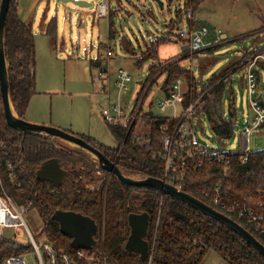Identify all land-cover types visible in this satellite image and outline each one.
<instances>
[{"label":"trees","instance_id":"trees-1","mask_svg":"<svg viewBox=\"0 0 264 264\" xmlns=\"http://www.w3.org/2000/svg\"><path fill=\"white\" fill-rule=\"evenodd\" d=\"M204 1L185 0L183 11H198ZM183 11L178 12V17ZM189 25L191 29L196 27L191 21ZM45 34L56 41V18L47 24ZM168 41L166 36L158 38L157 43L151 44L136 58L135 63L142 66L147 61L157 60L159 47ZM6 57L11 100L16 114L25 119L30 101L36 94V45L32 26L20 16L18 0L11 1L8 12ZM180 60L166 66H151L132 112V115L137 112L135 120L124 118L114 124L106 123L117 147L104 145L89 136H78L103 152L126 174L163 179L174 184L231 217L264 244V231L239 216L243 209H250L264 217V150L250 155L246 163L241 162L240 156H229L228 161L215 158L211 162L204 157L201 167L195 157H189L187 151L180 152L185 158V165L181 166L183 160L177 159L176 162L180 164V172L185 170L184 179L178 181L171 176L166 177L162 128L168 127L173 134L185 120L155 115L152 106L147 111L143 110V106L148 91L163 75L166 78L162 89L166 96L173 91L177 80H186L187 91L180 99L183 110L195 103L199 97L197 79L191 70L180 64ZM238 63L223 69L208 81L204 87L208 92L204 108L198 113L194 111L191 120L193 123L204 114L219 140L233 137L235 104H232L226 116L223 99L227 91L225 76L238 70ZM0 133L1 174L6 191L18 205L32 203L42 220V232L58 252H76L71 246L72 238L63 234L59 224L52 220L54 213L61 210L80 213L96 222L99 228L97 251L106 257V264H202L210 250L216 251L227 264H264V259L237 234L169 195L147 187L125 186L115 176L101 170L91 156L61 141L23 135L10 128L3 113L1 94ZM51 159H58L62 168L69 172L68 179L57 188L37 178L38 170ZM8 162L12 171L7 167ZM11 172L15 174L14 179L10 177ZM97 173L99 175L96 176ZM84 179L93 184V188L87 186ZM216 188H220L221 203L227 205L226 209L214 203ZM230 206H234L235 210H230ZM143 212L150 216L147 240L151 263L125 249L130 235L129 215ZM28 250L30 245L22 246L0 238V260L19 256Z\"/></svg>","mask_w":264,"mask_h":264},{"label":"rangeland","instance_id":"rangeland-1","mask_svg":"<svg viewBox=\"0 0 264 264\" xmlns=\"http://www.w3.org/2000/svg\"><path fill=\"white\" fill-rule=\"evenodd\" d=\"M85 1L92 3V6L80 8L60 0H18L20 16L32 26L36 45V94L30 101L25 120L40 122L36 124L46 123L117 147L102 117L108 95L115 103L119 96L128 116L136 106L142 90L141 82L147 79L151 66H166L181 59L180 64L191 70L198 82L199 97L190 106L194 118L195 113L204 108L208 95L204 87L208 81L223 69L239 62L238 70L225 76L227 91L223 99L226 116L232 104H235L233 137L219 140L204 114L193 120V125L202 145L210 152L231 153L244 149L243 131L253 126L255 112L251 106L243 62L248 59L250 50L264 48V0H205L198 11H192L196 19L193 29L187 13L183 11L185 0H161L162 9L152 0ZM102 2L110 7L108 17L102 18L98 14V4ZM181 10L182 15L178 17ZM53 18L58 21L56 41L45 34L46 26ZM204 28L208 30L204 43L213 47L204 48L195 55L185 54L183 47L187 42L182 40V33L193 35ZM215 28L228 37L219 46H214L217 37ZM152 36H166L169 41L159 47L157 60L138 66L136 58L151 46L149 38ZM120 69L127 71L132 80L128 90L119 95L116 73ZM259 69L260 90L256 98L264 103V69ZM101 74H105L107 79H102ZM165 78V75L161 76L150 88L143 110L147 111L152 106L155 115L186 120V111L180 101L176 108L161 111L159 104L166 99L162 89ZM182 85L186 92V80ZM249 147L252 153L264 150V125L253 130ZM91 159L95 161L92 156ZM84 181L93 188V184ZM25 221L34 236L42 231L43 223L35 209L25 215ZM13 235L10 233L8 237ZM14 240L21 245H29L31 241L25 227L20 229V235ZM26 260L29 264H38L33 252L27 254ZM202 264L227 262L216 251L210 250Z\"/></svg>","mask_w":264,"mask_h":264},{"label":"built area","instance_id":"built-area-1","mask_svg":"<svg viewBox=\"0 0 264 264\" xmlns=\"http://www.w3.org/2000/svg\"><path fill=\"white\" fill-rule=\"evenodd\" d=\"M100 17H108L110 15V7L107 3L102 2L98 4L97 8ZM187 19L193 23L196 22L194 13L192 10L187 12ZM216 39L215 45H222L228 40L225 33L216 29ZM208 35V30L204 28L198 33L193 35L182 33V40L187 43L184 44V53L187 55H194L200 52L204 48L213 47V45L205 44L204 39ZM158 38L152 36L149 38L151 44H156ZM250 55L248 59L243 62V68H245L246 81L248 86V91L251 97V106L255 112V120L253 121V126L246 127L243 131L244 136V149L242 151H234L231 153H216L214 151L210 152L204 145H202L200 139L198 138L196 132L194 131V125L189 119L192 118V107L186 110L185 117L186 120L181 123L175 133H171L168 127L162 128V134L164 135L163 147L165 152L166 167L165 173L166 177L171 176L175 180H183L185 175V170L180 172V164L176 162L177 159L183 160L182 165H185V158L180 152L187 151L189 157L196 158L198 166L204 165V157H207L209 162L213 161L215 158L221 161H228L229 156H240L241 162L246 163L249 156L253 153L249 147V139L254 129L264 125V103L256 98V95L260 90V79L259 73L260 69H264V48L257 50H250ZM100 77L104 80L107 78L105 74H101ZM116 86L120 88L119 95L123 91L128 90V84L131 82V75L120 69L116 73ZM183 81L181 79L177 80L174 84L173 91L166 96L164 102L160 103V109L165 112L168 108H176L177 103L180 101L181 96L185 93L183 89ZM108 102L102 111V117L106 123L114 124L121 119H132L135 120L137 113L128 116L125 115V109L121 103L118 96V100L112 102L108 95ZM173 119H178L174 117ZM183 120V119H182ZM1 134V133H0ZM3 147V145H1ZM7 167L12 171V166L8 162ZM12 179L15 178L13 172L10 173ZM216 197L214 203L221 208L226 209L227 205L221 203L220 198V188H216ZM32 209H35L32 203L27 205H18L14 198L6 191L4 185V179L1 174V158H0V238L15 241L14 238L20 235V229L26 228L27 234L30 238V250L19 256H10L5 259L0 260V264H29L27 263L26 256L28 253H35L38 264H106V257L97 251V244L93 250L77 249L76 252L70 254L67 252H58L54 246L49 242L48 237L42 231L34 236L25 221V215L28 214ZM230 210H235L234 206H230ZM239 216L247 220L248 223L254 224L258 230L264 231V217L258 216L253 210L243 209L239 212ZM14 233L12 237H8V234ZM16 242V241H15ZM18 243V242H16ZM19 244V243H18ZM21 245V244H20ZM24 246V245H22Z\"/></svg>","mask_w":264,"mask_h":264},{"label":"water","instance_id":"water-1","mask_svg":"<svg viewBox=\"0 0 264 264\" xmlns=\"http://www.w3.org/2000/svg\"><path fill=\"white\" fill-rule=\"evenodd\" d=\"M11 1L12 0H2L0 5V94L7 125L23 135H38L46 139L58 140L82 154L92 156L95 158L101 170L115 176L116 179L125 186L147 187L169 195L174 200L214 220L237 234L264 259V244L231 217L180 190L174 184L166 180L153 177L138 179L126 174L103 152L78 135L54 126L32 123L16 114L11 100L8 62L6 57V23ZM152 1L158 3L160 9L163 8L161 0ZM60 2L72 3L80 8H89L92 6V3L85 0H60ZM97 66H99V64H97ZM32 72H34V70H32ZM141 84H143V82H141ZM68 177L69 172L62 168L58 159L46 161L37 172L39 181L50 183L56 188L62 186ZM52 220L59 224L60 231L63 234L72 238L71 246L74 249L93 250L96 247V235L98 234L99 228L92 218L72 211L57 210L52 216ZM128 223L130 235L126 242L125 249L128 252L140 255L141 259L144 261L150 260L151 263L152 256L150 255V245L147 240L150 216L145 212L130 214Z\"/></svg>","mask_w":264,"mask_h":264},{"label":"crops","instance_id":"crops-1","mask_svg":"<svg viewBox=\"0 0 264 264\" xmlns=\"http://www.w3.org/2000/svg\"><path fill=\"white\" fill-rule=\"evenodd\" d=\"M20 13V12H19ZM195 14V13H194ZM21 15V14H20ZM103 18V17H102ZM100 65V64H99ZM34 123H40V122H34ZM46 124V123H45ZM47 124H49V123H47Z\"/></svg>","mask_w":264,"mask_h":264}]
</instances>
